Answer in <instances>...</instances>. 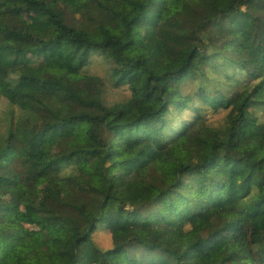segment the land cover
Wrapping results in <instances>:
<instances>
[{"label": "trees", "instance_id": "obj_1", "mask_svg": "<svg viewBox=\"0 0 264 264\" xmlns=\"http://www.w3.org/2000/svg\"><path fill=\"white\" fill-rule=\"evenodd\" d=\"M119 1L0 0V264H264V0Z\"/></svg>", "mask_w": 264, "mask_h": 264}, {"label": "rangeland", "instance_id": "obj_2", "mask_svg": "<svg viewBox=\"0 0 264 264\" xmlns=\"http://www.w3.org/2000/svg\"><path fill=\"white\" fill-rule=\"evenodd\" d=\"M69 2L73 3V0H67ZM108 3L116 8L123 11H127L128 7L124 4H122L119 0H107ZM235 0H218L219 4L225 8H232L234 6ZM173 11L176 13L177 16L184 20H194L196 18V14L185 6L181 1L174 0L172 5ZM4 15L0 11V16ZM27 44V43H26ZM49 69H57V70H63V59L59 51H55L50 54L49 62L46 65ZM33 88L26 89L28 92H31L32 94H38L39 88L36 85L32 86ZM248 134H254V128L253 123L251 121H247L246 124H243L239 128V139H244ZM74 137L80 144H86V137L84 135V132L81 130H76L74 132ZM254 149L251 147H245L243 145L238 146L236 151L234 153L238 156L241 154H247L250 156L257 155L256 151H253ZM83 165L89 169L92 170L93 163L89 158L83 163ZM107 217L110 221V223L115 227L118 233V239L120 243H123L128 238V230L127 228L132 224V218L130 216L129 211H123L119 208L117 204L112 203L108 209H107ZM264 233V226L259 232V235L262 236ZM223 247L221 245L218 246V250H222ZM222 252V251H221ZM222 254V253H221ZM220 254V255H221ZM238 264H252L253 263V257L250 251H243L239 253V258L237 259Z\"/></svg>", "mask_w": 264, "mask_h": 264}]
</instances>
